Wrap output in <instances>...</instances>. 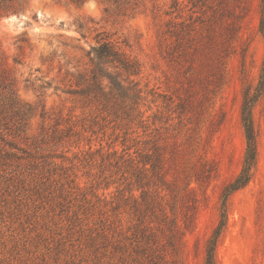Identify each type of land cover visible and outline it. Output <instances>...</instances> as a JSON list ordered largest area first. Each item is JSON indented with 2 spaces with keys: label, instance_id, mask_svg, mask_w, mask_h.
<instances>
[{
  "label": "rangeland",
  "instance_id": "374dc122",
  "mask_svg": "<svg viewBox=\"0 0 264 264\" xmlns=\"http://www.w3.org/2000/svg\"><path fill=\"white\" fill-rule=\"evenodd\" d=\"M172 1L0 0V73L5 84L13 83L22 110H32L22 119L0 96V117H6L11 134L0 141V264L101 263V213L109 214L111 230L121 228L125 236L136 218L130 199L126 206L120 203L121 211H97L96 196L120 202L131 197L142 204L153 200L156 213L166 211L170 217L173 206L185 231L183 264H204L206 242L219 222L220 192L242 167V89L257 84L264 57L260 0H211L239 29L226 59L227 82L204 104L200 95H192L196 89L188 87L183 68L163 58L166 22L177 13L178 20L187 18L190 8L188 0H177L180 11L167 16ZM98 34L118 42L142 66L137 78L145 97L139 187L119 186L120 175L105 179L112 168L101 157L117 130L65 93L70 85L66 73L88 66L87 53ZM153 114L159 152L181 157L177 179L172 168L162 176L167 164L156 166L151 176L145 156ZM252 117L257 164L248 184L228 200L226 226L215 249L217 264H264V96ZM17 126L22 132L14 138ZM116 148L120 152L119 144ZM108 180L116 182L104 189ZM123 188L121 197L116 189ZM192 216L185 230L184 221ZM115 239L108 246L110 264L120 263Z\"/></svg>",
  "mask_w": 264,
  "mask_h": 264
},
{
  "label": "trees",
  "instance_id": "16d2710c",
  "mask_svg": "<svg viewBox=\"0 0 264 264\" xmlns=\"http://www.w3.org/2000/svg\"><path fill=\"white\" fill-rule=\"evenodd\" d=\"M84 2L86 0H75ZM117 3L120 0H107ZM214 1L211 0H188L190 5L187 18H181L180 13L170 18L162 32L164 37L165 51L164 57L170 63H176L183 68L184 80L188 87L195 92L194 96H199L201 104L207 103L222 89L227 82L226 59L234 50L235 41L239 26L235 21L225 19L222 12L214 8ZM179 2H171L170 11L166 12L171 16L180 11ZM260 15L258 31L264 41V0H260ZM14 11L17 9H13ZM208 12H210L208 14ZM98 34L95 45L87 53L88 66L78 69L73 67L74 72H67L70 76V85L65 93L74 96L83 105L89 107L92 113L101 116L104 121L112 123L114 131L113 139L107 144V151L102 155L103 163L112 168L110 176L120 175L119 180H123L119 186L126 182V186H138L142 178V149L140 147L139 129L142 128L143 111L141 106L144 102L143 89L137 79L141 73V63L129 54L118 42L110 41L107 38H99ZM24 42V41H22ZM127 46V45H125ZM22 49V47H18ZM3 74L0 73V96L7 98V105L16 116L22 119L31 114L32 110L23 111L15 96L13 83L5 84ZM180 95H177L179 97ZM264 96V57L258 81L255 86L246 85L242 89V103L240 107V122L245 137V150L240 172L229 181L221 190L219 196V222L206 242L204 264H217L215 249L218 238L226 226L228 200L232 194L244 188L251 179L252 171L257 164V134L255 131L252 109L258 100ZM6 104V103H5ZM181 108V107H179ZM3 109H1L0 114ZM185 110L181 109L180 114ZM44 116V114H42ZM156 115L151 116L150 147L146 162L150 164L151 176H155L156 166L167 164V172L162 176H167L172 168L173 178L177 179L181 173L177 163L181 157L172 151L169 158L164 157V152L155 143L153 137L154 120ZM6 117H0V141L3 143L11 136L8 133V122ZM20 123V122H18ZM58 125V124H57ZM17 137L22 130L17 126ZM152 127V128H151ZM62 133V132H61ZM64 138V137H63ZM57 140H61V137ZM121 147L120 152L116 146ZM101 146L98 151H101ZM164 148H162L163 150ZM182 161V160H181ZM198 180V179H196ZM116 181L108 180L104 189H108ZM191 180H188L190 183ZM125 188L118 190L119 195L124 196ZM95 208L97 211H121L120 203L131 200L132 214L136 218V223L129 227L130 236H125L122 229L111 230L110 216L105 212L99 222L100 248L102 250L101 263L110 264L108 256V246L111 239L115 237V246L121 253L119 264H183V235L185 231L178 224L173 206L170 217L166 211L156 213L155 201L147 204L138 202L137 199L128 198L126 201H117L106 197L96 196ZM144 205V206H143ZM119 214V213H118ZM116 214V215H118ZM152 216V221H147ZM156 220L157 224H153ZM185 222V230L193 223V216ZM120 222V220H118ZM190 225H188V224ZM121 226V224L119 225ZM111 233V235H110ZM124 241H127L125 243Z\"/></svg>",
  "mask_w": 264,
  "mask_h": 264
}]
</instances>
